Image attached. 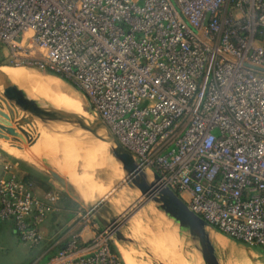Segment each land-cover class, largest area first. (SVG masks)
<instances>
[{"label": "built area", "instance_id": "obj_1", "mask_svg": "<svg viewBox=\"0 0 264 264\" xmlns=\"http://www.w3.org/2000/svg\"><path fill=\"white\" fill-rule=\"evenodd\" d=\"M0 43L79 89L189 210L264 247V0H0ZM18 173L0 153V223L35 247L59 192ZM74 220L43 264H124L88 209Z\"/></svg>", "mask_w": 264, "mask_h": 264}, {"label": "rangeland", "instance_id": "obj_2", "mask_svg": "<svg viewBox=\"0 0 264 264\" xmlns=\"http://www.w3.org/2000/svg\"><path fill=\"white\" fill-rule=\"evenodd\" d=\"M3 53H7V49L3 46V44L0 43V67H7V68H10L13 70H18V68H19V70H21V71L22 70L23 71H29L31 73L34 72L35 75L38 76L39 78H43L45 80L50 79V80L54 81L57 84L56 89H58V91H60L64 94L68 95L70 93H74L78 97L83 96V95L81 96L82 93L80 91H79L80 92L79 93L74 88H72L71 87L72 85L70 86V84L68 82L65 83L61 80L63 82L62 83V82L58 81L57 78H55L56 75L54 77V74H51L49 72H44V71L39 70V69L35 68L34 66H30V65L9 63L8 58H5L3 56ZM24 68H25V70H24ZM60 85H63V86H60ZM0 97H1V95H0ZM3 100H4L5 104L7 103L6 106H8L12 109V106L7 101H5V99H3ZM72 104H74V106H76L75 102H73ZM85 105H86V102L84 99V107H85ZM1 115H0V125L2 128L8 129L12 125V119H9L10 117L5 118ZM65 122H68V123L71 122L73 124L79 123V124L83 125V130H85V132H87V134L90 137L94 138L95 141L99 140V138H96L93 136L98 130H96L90 126H87V125H85L79 121L75 122V121H73L67 117L55 118V119H51V120H40L39 122L34 121L33 127L38 125L42 129H44L45 131H47L49 133H53V134H57V135H61V136L64 135L65 131L66 132L68 131L69 134L67 133L64 135V136L68 137L71 134L73 135L74 132L71 131V129H68V127H64L65 125H62V123H65ZM86 128H89V129H86ZM22 147L24 148L23 145L21 146V148ZM32 147L31 146L28 147V145H26L25 148L32 151V150H34ZM18 148H20V147L18 146ZM32 152H34V151H32ZM0 153L2 155L7 156L10 159L14 158V160L21 162L22 164H24L26 167L30 168L31 170H36V171L40 172L41 174H44V176H46L47 178H50L53 181L56 188H58L59 190H63V191L65 190V192L68 195H70L72 198H74V200L78 203V207H80V206L84 207L85 198L83 201L81 199H78V197L74 193H72L70 190H68L65 186H61L60 184H58V182L54 178L51 177L49 172H47V171L43 170L42 168H39L33 164H30L21 158H18L16 156L9 154L1 146H0ZM102 153H103V150H102ZM33 154H35V153H33ZM66 156H67V160H66V158L64 160H62L61 164L59 163L60 161L57 160L58 164L63 167L62 173H64V175H67L69 172L70 175H72L76 180H79L80 177H79L78 173L77 172L74 173L73 171H70V169L72 170L74 167L75 169H77L76 171L81 170V168L85 170V169L89 168V165H91L90 167L92 168L93 162L89 161V160H91V158L87 154L85 156L83 153L71 151ZM41 161H43V160H41ZM110 162H113V161L110 159ZM85 163H87V164H85ZM79 164H81V165H79ZM93 167L97 168V165L94 164ZM91 168H89V169H91ZM92 170H94V168ZM96 170L93 171L92 176L95 178V180L98 181V183L103 182L104 185L106 186V188H105L106 190L99 192L97 187H96L97 185L96 186L94 185L95 183H97V182H95L92 184L95 186L93 190H91L93 187L92 188H91V186L89 187L90 191L91 192H98V193H102V194L101 195H95V194L91 195L90 193L86 192L85 197L86 196L92 197L90 201H87L91 204L97 202L100 199H103L104 201H108L107 204H108V207L110 208V211L107 212L108 215L103 216V218L106 220H109V218H111V217L114 218L116 223H119V225H120L119 230L126 237L125 240L119 241V240H116V238L113 236L114 247H115L118 255L120 256V258L122 259V261H123V258L121 257V255H122L121 251L123 249V251L126 252L127 254L130 252L129 254H130V256H132L135 264H137V263L138 264H166L165 257L173 258V259H176V258L179 259L180 257H182L185 260V262L187 261V262L192 263V264H204L200 254L198 253L196 248L192 244H190L191 242H189L184 236L178 234L177 227L172 223V221H170L171 223L168 222L166 217L163 216L161 214V212L158 211L154 207L152 202H148V203L144 204L142 207H140V209L134 211L133 214H131L129 217H127L132 210H135V208L138 206V204L143 199L140 198V192L138 190L131 189L127 184H125V181H124L125 173H123V171L119 168V166H118V171H114V170L111 171V173L114 176L112 174H110V172H108L107 174H109V175L106 174V177H105L101 171L96 172ZM86 171H88V169ZM86 174L88 175L89 173H86ZM118 174H119V176H118ZM85 179H86L87 183L92 182V181H90L89 178H85ZM105 180H107L109 185H107L108 183L105 182ZM73 185H74L76 191L80 190L75 184H73ZM152 206L154 207L156 212L158 211L162 215L161 218L157 217V215L155 213H153L152 210H150V208ZM64 217L66 218L65 213L64 212L62 213L59 211L57 213V215H55L54 220L59 219L60 222H62L64 220ZM74 222H76V224H77L75 228L71 227L72 223L69 225V223L67 224L66 222H64L66 224L63 225L64 227L61 231L64 239H68L73 232L81 231L82 223L79 221H76V220ZM98 224L100 225V227H102L100 222ZM157 224H158V227H157ZM161 226L164 227L165 230L162 229ZM70 228H72V229H70ZM153 228H155V229H153ZM211 229H210V231H211L210 233H212V235H213V238L212 237L211 238L213 240L216 256H217L220 264H261L264 262L263 261V259H264L263 258L264 257V247L263 246H258V245H253L255 247L249 246L247 244H244V243L239 242V241L232 239V238H230V240L224 239L225 244L221 245L220 243H218L216 241L215 236H218L221 238H223V237L220 236V234L218 233V231H216L215 228H211ZM169 231H171V232H169ZM174 232H176V233H174ZM84 236L86 238L88 235L84 234ZM168 236L170 238L173 237V239L172 238L170 239ZM210 236H211V234H210ZM183 239H185V240H183ZM167 240H168L169 244H168ZM179 241H180V243H179ZM26 246H27L26 244L24 245L22 242H19L15 238V235H13L11 232H8V229L6 227H3V229H0V254H1V257L3 259V260H1V261H3L2 263H8L10 261L11 262L13 261L16 263L23 262L26 259V258H24V254L25 255L26 254H33L34 250L36 249V247L35 248L29 247V248H31V249H29ZM120 247H122V248H120ZM172 249H174V250H172ZM253 250L260 253L262 255V257L259 256L258 254H255V252ZM181 255H183V256H181ZM190 256H191V258H190ZM123 263H124V261H123Z\"/></svg>", "mask_w": 264, "mask_h": 264}, {"label": "water", "instance_id": "obj_3", "mask_svg": "<svg viewBox=\"0 0 264 264\" xmlns=\"http://www.w3.org/2000/svg\"><path fill=\"white\" fill-rule=\"evenodd\" d=\"M49 73L54 74L52 72ZM56 76L60 77L59 75ZM60 78L68 82L64 78ZM0 85L4 89L5 97H7L11 103L13 118L12 125L8 129L0 128V138L8 140L18 145L20 148L21 145L33 146L38 137V133L35 134L36 136L32 137V133L35 132L33 128L34 120L40 119L41 116L35 101L28 97L21 87L11 81L1 69ZM71 85L72 84H70V86ZM72 87L80 91L73 85ZM82 95L86 102L84 109L89 116L92 117L98 128V131L93 136L108 143V151L116 160L120 161L121 168L125 172V184L138 190L140 192V198L143 199L127 217L144 204L152 202L154 207L162 212L164 216L168 220H171L177 227L178 234L184 236L191 242L200 254L204 264H220L216 256L213 240L210 236V229L213 227L200 216L189 210L187 205L173 190L161 183L156 173L148 172L141 167L135 156L123 147L107 125L100 118L95 116L91 105L87 103L83 93ZM58 115H61V117L68 116L67 118L75 122L79 121V118L73 114L62 112L61 114H55L54 118H57ZM43 161L46 166L50 167L51 171L49 170V173L51 177L80 199L74 185L66 177L59 174L46 158H43ZM84 202V207L94 215L103 228L108 229L112 233L116 240L122 241L126 239L124 234L119 230V223H116L114 218L111 217L109 220L103 218V216H107V212L110 211L107 204L108 201L100 199L93 204L87 201ZM216 231L218 230L216 229Z\"/></svg>", "mask_w": 264, "mask_h": 264}, {"label": "bare ground", "instance_id": "obj_4", "mask_svg": "<svg viewBox=\"0 0 264 264\" xmlns=\"http://www.w3.org/2000/svg\"><path fill=\"white\" fill-rule=\"evenodd\" d=\"M0 69L11 79V81L16 83L19 87H21L26 92L28 97H30L32 100L35 101L36 106L38 107L40 115H41L40 119L34 120L35 122H39L40 120L55 119L54 118L55 114H61L62 112H66V113L73 114L76 117H78L79 122L98 130L94 120L92 119L91 116H89V114L84 109V98H83L82 94H81L82 97H78L74 93H70L68 95L64 94V93L58 91V89H56L57 84L54 81H52L50 79L45 80L43 78H39L38 76L35 75L34 72L31 73L29 71H23V70L21 71V70H19V68H18V70H13V69H10L7 67H0ZM24 70H25V68H24ZM54 77H55V75H54ZM55 78H57V80L60 82L63 81L58 76H56ZM63 82H65V81H63ZM60 86H63V85H60ZM76 91H78V90H76ZM0 95L2 98L5 99V101H7L11 105L9 99L7 97H5L4 89L1 85H0ZM1 97H0V115L2 114L1 116L5 117V118L10 117L9 119L13 120L12 109L10 107L6 106L7 103L5 104L4 100ZM73 102H75L76 106H74V104H72ZM66 117H68V116H66ZM57 118H65V117H61V115H58ZM62 125H65L64 127H68V129H71V131L74 132L73 135L72 134L70 136L67 135L68 137H66L64 135L67 134L68 131L67 132L65 131L66 133L64 132V135L61 136V135L49 133V132L45 131L44 129H42L38 125H36L37 127L36 126L33 127L35 129V132L32 133V137L36 136L35 134L38 133V137L36 139V142L34 143L33 147L31 146L34 149V150H32L34 152L30 151L29 149H26L25 148L26 145H24V148L23 147L18 148V145H15V144H13V143H11L8 140H5L3 138H0V146L5 151H7L9 154L16 156L18 158H21V159L27 161L28 163L33 164V165H35L39 168H42L43 170L49 172V170L51 171L50 167L46 166L44 164V162L41 161V160H43V158H46L47 160H49V163L51 164V166L59 174L62 173L63 167L58 164L57 160L60 161L59 163L61 164L62 160H64L65 158L67 160L66 155L68 153H70L71 151L83 153L85 156L87 154L91 158V160H89V161L93 162L92 168L90 167L91 165H89V168H91V169L87 168L88 171H86L87 169L84 170L82 168H81V170L78 169L79 171H76L77 169H75L74 167L72 170L70 169V171H73L74 173H76V172L78 173V175L80 177L79 180H76L72 175H70L69 172L67 175H64V173H62L61 175L64 177H67L71 181L72 184H75L80 189V190L76 191L78 196L80 197V199L84 200V198H85V201H90L92 197H90V196L85 197L86 192L90 193L91 195H94V194L95 195H101L102 194V193H98V192H91L90 188H89L90 186H91V188L93 187L91 190H93L96 185H97L96 187H97L99 192L106 190L105 189L106 186L104 185V183L103 182L98 183V181L95 180V178L92 176L94 170L97 169L96 172L101 171L105 177H106V174L108 172H110V174H112L111 171H113V170L118 171V166L123 171V173H125V172L121 168L120 161L116 160L111 155V153L108 151V143L106 141L100 140V139H99L100 141L99 140L95 141L94 138L90 137L87 134V132H85V130H83V125H81L79 123L73 124L71 122H69V123L65 122V123H62ZM0 127H1V125H0ZM86 129H89V128H86ZM102 150H103V153H102ZM33 153H35L36 155ZM110 159L113 162H110ZM85 164H87V163H85ZM94 164L97 165V168H95L96 166L93 167ZM79 165H81V164H79ZM93 168H94V170H92ZM86 173H89V174L87 175ZM107 175H109V174H107ZM118 176H119V174H118ZM85 178H89L90 181H92V182L87 183ZM95 182H97L99 185ZM105 182H107V180H105ZM93 183H95L94 184L95 186L92 185ZM107 185H109V183ZM130 188L134 189L132 187H130ZM150 210H152V212L155 213L157 215V217L161 218L162 215L164 216V214L162 212H161L162 215L158 211L156 212L153 206L150 208ZM170 221L171 220H168V222H170ZM157 227H158V224H157ZM161 228L164 229V227H162V226H161ZM153 229H155V228H153ZM169 232H171V231H169ZM174 233H176V232H174ZM210 234H211V237L213 238L212 233H210ZM171 238L173 239V237H171ZM215 239L221 245L225 244V242H224L225 240L223 238L215 236ZM183 240H185V239H183ZM167 242H168V240H167ZM179 243H180V241H179ZM168 244H169V242H168ZM120 248H122V247H120ZM174 249H172V250H174ZM129 253L127 254L122 249L121 257L123 258L124 263L125 264H135L132 256H130ZM181 256H183V255H181ZM190 258H191V256H190ZM165 260H166V264H192V263H189L187 261L185 262V260L182 257H180L179 259L178 258L173 259V258L165 257Z\"/></svg>", "mask_w": 264, "mask_h": 264}, {"label": "crops", "instance_id": "obj_5", "mask_svg": "<svg viewBox=\"0 0 264 264\" xmlns=\"http://www.w3.org/2000/svg\"><path fill=\"white\" fill-rule=\"evenodd\" d=\"M13 160H14V158H13ZM15 161L18 164V170H19L18 174L20 175V177L24 178V176L26 174L31 173V174L37 176L39 179L43 180L42 182H46L47 184L50 185V187L47 189L36 185L35 191L38 195L43 196L45 192H47L49 190H53V189L58 191L59 193L65 192V190L63 191V190H59L58 188H56L55 184L53 183V181L50 178H47V179L44 178L43 179L44 174H41L40 172H38L36 170H31L30 168L26 167L24 164H22L21 162H19L17 160H15ZM72 199L74 200V198H72ZM61 210H62V208H59V210L57 212L50 214L46 218L45 222L43 223V225L41 227V230L43 233V239L39 245L35 246L36 249L34 250L33 254H26V255L24 254V258H26V259L21 263H16L13 261L12 262L10 261L8 263H2L3 261H1V260H3V259H2L1 254H0V264H43L58 248L63 246V244L67 241V239H64L62 236L61 231L64 227L63 225L66 223L67 224L69 223V225H70L72 223L71 227H73V228H75L77 225L76 222H74L75 221L74 220V214L76 213V208L66 210L64 212L66 215V218L64 217V220L62 222H60L59 219L54 220L55 215H57V213L59 211L61 212ZM64 222H66V223H64ZM3 227H6L8 229V232H11L13 235H15L11 221L1 222L0 223V229H3ZM70 229H72V228H70ZM218 233L220 234V236L223 237V239L230 240L229 236H227L221 232H218ZM15 238L18 240L16 235H15ZM19 242H21V241H19ZM26 247L29 248L28 245ZM253 247H255V246H253ZM29 249H31V248H29ZM254 252H255V254H258L259 256L262 257V255L260 253H258L257 251H254ZM263 261H264V259H263ZM263 263H261V264H263Z\"/></svg>", "mask_w": 264, "mask_h": 264}, {"label": "trees", "instance_id": "obj_6", "mask_svg": "<svg viewBox=\"0 0 264 264\" xmlns=\"http://www.w3.org/2000/svg\"><path fill=\"white\" fill-rule=\"evenodd\" d=\"M63 78V77H62ZM47 177H43V179ZM25 180L31 181L35 186L38 185L40 187H43L45 189L49 188L50 185L47 184L46 182H42L43 180L39 179L37 176L28 173L24 176ZM58 205L60 208H62L61 212H65L68 209H75L78 207V203L73 200L66 192H60L59 193V199L57 201Z\"/></svg>", "mask_w": 264, "mask_h": 264}]
</instances>
